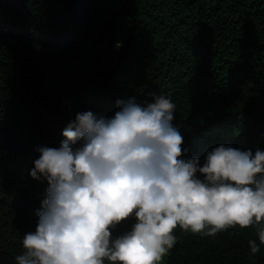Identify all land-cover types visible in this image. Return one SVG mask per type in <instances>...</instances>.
<instances>
[{"label": "trees", "instance_id": "1", "mask_svg": "<svg viewBox=\"0 0 264 264\" xmlns=\"http://www.w3.org/2000/svg\"><path fill=\"white\" fill-rule=\"evenodd\" d=\"M153 91L176 103L189 155L264 148V0H0V264L38 222L36 149L58 146L78 111L113 115ZM174 232L158 264H264L254 225Z\"/></svg>", "mask_w": 264, "mask_h": 264}, {"label": "clouds", "instance_id": "2", "mask_svg": "<svg viewBox=\"0 0 264 264\" xmlns=\"http://www.w3.org/2000/svg\"><path fill=\"white\" fill-rule=\"evenodd\" d=\"M116 104L113 115L78 111L58 146L36 149L30 174L47 181L46 195L16 264H158L178 226L214 236L237 223L255 226L259 243L248 244L259 252L264 148L221 142L202 160L188 154L170 94ZM129 218L130 228L116 233Z\"/></svg>", "mask_w": 264, "mask_h": 264}]
</instances>
